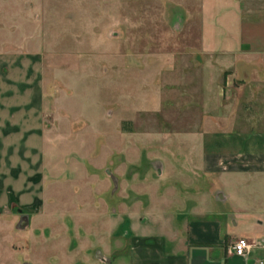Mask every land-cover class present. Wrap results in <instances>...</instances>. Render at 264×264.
<instances>
[{
	"label": "crops",
	"instance_id": "obj_1",
	"mask_svg": "<svg viewBox=\"0 0 264 264\" xmlns=\"http://www.w3.org/2000/svg\"><path fill=\"white\" fill-rule=\"evenodd\" d=\"M200 30L179 73L163 58L161 94L180 108L169 131L123 120L137 141L114 167L67 177L45 163L63 128L47 131L41 55L1 40L0 264H264V0H206ZM242 237L246 255L233 249Z\"/></svg>",
	"mask_w": 264,
	"mask_h": 264
},
{
	"label": "rangeland",
	"instance_id": "obj_2",
	"mask_svg": "<svg viewBox=\"0 0 264 264\" xmlns=\"http://www.w3.org/2000/svg\"><path fill=\"white\" fill-rule=\"evenodd\" d=\"M204 1L0 0V42L41 55L47 131L52 134L58 121L63 128L46 143L50 175L67 177L81 163L113 168L117 152L137 141L121 132L131 128L123 120L135 119L141 134L169 131L180 108L177 95L161 94L170 76L163 58L179 73L200 37ZM57 106L70 122L58 120ZM258 112L252 107L240 116ZM55 196L64 203L72 198L61 189Z\"/></svg>",
	"mask_w": 264,
	"mask_h": 264
},
{
	"label": "built area",
	"instance_id": "obj_3",
	"mask_svg": "<svg viewBox=\"0 0 264 264\" xmlns=\"http://www.w3.org/2000/svg\"><path fill=\"white\" fill-rule=\"evenodd\" d=\"M252 247L253 243H251L249 239L245 237L239 238L233 245V249L238 255L248 254ZM261 263L263 264V262Z\"/></svg>",
	"mask_w": 264,
	"mask_h": 264
},
{
	"label": "water",
	"instance_id": "obj_4",
	"mask_svg": "<svg viewBox=\"0 0 264 264\" xmlns=\"http://www.w3.org/2000/svg\"><path fill=\"white\" fill-rule=\"evenodd\" d=\"M22 221H25L24 224H22V227H25L28 224L27 217H23Z\"/></svg>",
	"mask_w": 264,
	"mask_h": 264
}]
</instances>
